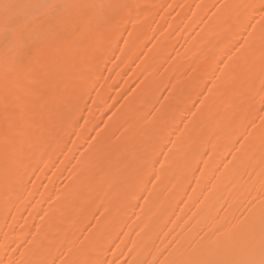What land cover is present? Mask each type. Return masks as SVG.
Wrapping results in <instances>:
<instances>
[{
	"label": "bare ground",
	"instance_id": "obj_1",
	"mask_svg": "<svg viewBox=\"0 0 264 264\" xmlns=\"http://www.w3.org/2000/svg\"><path fill=\"white\" fill-rule=\"evenodd\" d=\"M0 264H264V0H0Z\"/></svg>",
	"mask_w": 264,
	"mask_h": 264
}]
</instances>
